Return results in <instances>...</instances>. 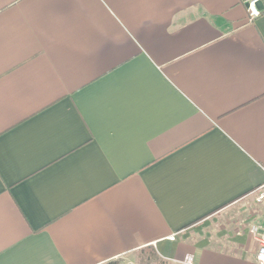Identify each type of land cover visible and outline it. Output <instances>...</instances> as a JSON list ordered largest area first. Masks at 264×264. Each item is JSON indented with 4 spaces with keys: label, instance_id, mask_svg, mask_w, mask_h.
I'll list each match as a JSON object with an SVG mask.
<instances>
[{
    "label": "crops",
    "instance_id": "crops-1",
    "mask_svg": "<svg viewBox=\"0 0 264 264\" xmlns=\"http://www.w3.org/2000/svg\"><path fill=\"white\" fill-rule=\"evenodd\" d=\"M260 9L0 0V264H257L264 205L210 220L264 187Z\"/></svg>",
    "mask_w": 264,
    "mask_h": 264
},
{
    "label": "rangeland",
    "instance_id": "rangeland-1",
    "mask_svg": "<svg viewBox=\"0 0 264 264\" xmlns=\"http://www.w3.org/2000/svg\"><path fill=\"white\" fill-rule=\"evenodd\" d=\"M245 202L247 203L248 208L245 209L244 213L241 212L242 210H240V212H239V210H238L239 208L244 209L242 207V204ZM260 205H264V187L257 190L253 195L248 197L246 199V201L244 199V202H241V203L233 206L231 208L232 210L230 209L231 211H228L225 213H219L218 216L216 215L215 217H213L212 220H210L211 225H212L210 228L214 229V230H219V229L222 230L223 227H230L232 229L235 227V225L239 221V218L240 219H248L249 216H251V214L253 213V211L255 212L257 209H260ZM236 210H238V213L233 214V212ZM247 210H249V211H247ZM224 224H226V226H224ZM131 263H135V264H163L160 261H158V259L155 258V254L153 253V251L151 249H147L143 252L137 253L136 257H132L131 259L128 258L126 260H120L118 262H114L113 264H131Z\"/></svg>",
    "mask_w": 264,
    "mask_h": 264
},
{
    "label": "built area",
    "instance_id": "built-area-1",
    "mask_svg": "<svg viewBox=\"0 0 264 264\" xmlns=\"http://www.w3.org/2000/svg\"><path fill=\"white\" fill-rule=\"evenodd\" d=\"M263 0H245L248 7V16L251 22L255 21L262 15L260 5ZM251 234L255 238L258 244V250L255 255V260L257 264H264V228L262 226H256L251 230ZM176 235L170 237L171 241H175ZM187 264H193L192 257L186 259Z\"/></svg>",
    "mask_w": 264,
    "mask_h": 264
}]
</instances>
